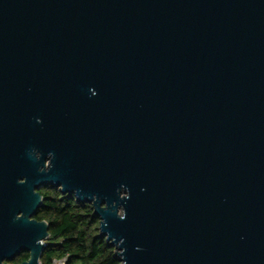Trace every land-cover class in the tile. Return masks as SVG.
<instances>
[{"label": "water", "instance_id": "water-1", "mask_svg": "<svg viewBox=\"0 0 264 264\" xmlns=\"http://www.w3.org/2000/svg\"><path fill=\"white\" fill-rule=\"evenodd\" d=\"M44 185L122 264H264V0H0V264Z\"/></svg>", "mask_w": 264, "mask_h": 264}, {"label": "trees", "instance_id": "trees-1", "mask_svg": "<svg viewBox=\"0 0 264 264\" xmlns=\"http://www.w3.org/2000/svg\"><path fill=\"white\" fill-rule=\"evenodd\" d=\"M43 204L36 218L49 223L50 236L41 256V264H122L115 247L99 235L100 219L89 202H78L74 196L57 188H42ZM18 254L12 262L28 258Z\"/></svg>", "mask_w": 264, "mask_h": 264}, {"label": "flooded vegetation", "instance_id": "flooded-vegetation-1", "mask_svg": "<svg viewBox=\"0 0 264 264\" xmlns=\"http://www.w3.org/2000/svg\"><path fill=\"white\" fill-rule=\"evenodd\" d=\"M56 188V187H53L52 185H44V186H42L41 188H40V192H41V189L42 188ZM57 189H59V188H57ZM70 196V195H69ZM21 253H27L28 255H29V253L28 252H21ZM20 254V253H19ZM29 257V256H28ZM28 259V258H27ZM26 260V259H25ZM24 261V260H23ZM14 263V262H13ZM20 263V262H19Z\"/></svg>", "mask_w": 264, "mask_h": 264}, {"label": "rangeland", "instance_id": "rangeland-1", "mask_svg": "<svg viewBox=\"0 0 264 264\" xmlns=\"http://www.w3.org/2000/svg\"><path fill=\"white\" fill-rule=\"evenodd\" d=\"M61 263V260H59V261H55V263L54 264H60ZM62 264V263H61Z\"/></svg>", "mask_w": 264, "mask_h": 264}, {"label": "built area", "instance_id": "built-area-1", "mask_svg": "<svg viewBox=\"0 0 264 264\" xmlns=\"http://www.w3.org/2000/svg\"><path fill=\"white\" fill-rule=\"evenodd\" d=\"M61 263H62V264H65V261H64V260H61Z\"/></svg>", "mask_w": 264, "mask_h": 264}, {"label": "bare ground", "instance_id": "bare-ground-1", "mask_svg": "<svg viewBox=\"0 0 264 264\" xmlns=\"http://www.w3.org/2000/svg\"><path fill=\"white\" fill-rule=\"evenodd\" d=\"M61 264V263H60Z\"/></svg>", "mask_w": 264, "mask_h": 264}]
</instances>
